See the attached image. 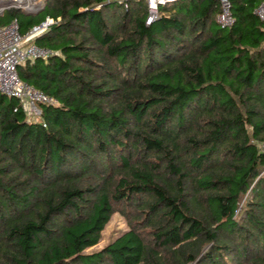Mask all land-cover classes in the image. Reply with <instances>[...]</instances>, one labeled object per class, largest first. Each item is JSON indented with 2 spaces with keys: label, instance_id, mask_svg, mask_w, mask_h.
Here are the masks:
<instances>
[{
  "label": "trees",
  "instance_id": "obj_1",
  "mask_svg": "<svg viewBox=\"0 0 264 264\" xmlns=\"http://www.w3.org/2000/svg\"><path fill=\"white\" fill-rule=\"evenodd\" d=\"M261 2L45 1L54 55L17 73L57 104L0 94V264H264Z\"/></svg>",
  "mask_w": 264,
  "mask_h": 264
},
{
  "label": "built area",
  "instance_id": "obj_2",
  "mask_svg": "<svg viewBox=\"0 0 264 264\" xmlns=\"http://www.w3.org/2000/svg\"><path fill=\"white\" fill-rule=\"evenodd\" d=\"M119 3L124 0H118ZM148 8L146 25L157 19L156 11L159 6L174 2L176 0H145ZM219 6L217 24L221 29H228L233 24L229 0H215ZM12 0H0V13L10 9ZM28 13H37L44 9L42 0H23L17 4ZM126 6V5H125ZM253 14L264 21V2L258 4ZM52 21L46 18L38 25L33 26L26 33L20 32V27L16 19L11 20L7 25L0 26V94L7 97L16 98L24 105L27 113L31 116H39L38 104L55 106L57 100L42 91L22 82L18 77L17 68L28 61L47 60L54 55V51L36 44V39L45 33Z\"/></svg>",
  "mask_w": 264,
  "mask_h": 264
},
{
  "label": "rangeland",
  "instance_id": "obj_3",
  "mask_svg": "<svg viewBox=\"0 0 264 264\" xmlns=\"http://www.w3.org/2000/svg\"><path fill=\"white\" fill-rule=\"evenodd\" d=\"M42 1L44 2V7H45V1L46 0H42ZM19 2H20V0L16 1L15 2L16 4H12V7L10 9H18L17 7H19V6L17 4ZM10 9H7V10H10ZM7 10H5L4 12H6ZM4 12L2 14L0 13V16H2L4 14ZM23 12L25 14L26 19L33 20L36 23L45 19V11L44 10L37 12V13H28L25 11H23ZM127 231H128V227L126 225V222H125L123 216L118 214V213H115L114 215H112L109 223L106 225L104 231L102 232L101 241L95 247L87 250V252L99 250L104 245H106L108 242H112V241L116 240L118 237H120L121 235H123Z\"/></svg>",
  "mask_w": 264,
  "mask_h": 264
},
{
  "label": "bare ground",
  "instance_id": "obj_4",
  "mask_svg": "<svg viewBox=\"0 0 264 264\" xmlns=\"http://www.w3.org/2000/svg\"><path fill=\"white\" fill-rule=\"evenodd\" d=\"M13 1H19V0H13ZM22 1H23V0H20V2H22ZM20 2H19V3H20Z\"/></svg>",
  "mask_w": 264,
  "mask_h": 264
}]
</instances>
